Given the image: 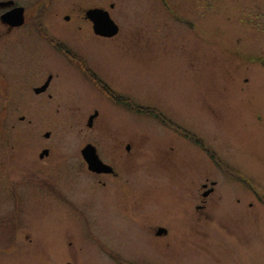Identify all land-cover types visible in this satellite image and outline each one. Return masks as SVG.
<instances>
[{"label":"flooded vegetation","instance_id":"af4514ba","mask_svg":"<svg viewBox=\"0 0 264 264\" xmlns=\"http://www.w3.org/2000/svg\"><path fill=\"white\" fill-rule=\"evenodd\" d=\"M214 1L0 0V109L25 112L18 122L0 126V189L6 194L0 203L1 259L8 264L86 263V238L76 231L83 209L100 197L109 199L113 183L123 188L125 172L119 167L146 155L133 140L142 132L122 121L129 109L130 56L135 51L144 59L155 53L145 34L177 26L202 42L204 33L218 27L214 7L221 3ZM95 10L117 24V35L94 34L89 17ZM196 65L187 60L188 69ZM52 128L57 134L44 137ZM12 132L25 137L11 139ZM87 144L112 167L111 174L86 169L81 151ZM158 156L163 165H174L178 147L172 141L160 145ZM199 181L191 200L202 218L219 196L215 182ZM44 210H57L68 222L58 233L51 229L57 236L51 243L26 228L28 216Z\"/></svg>","mask_w":264,"mask_h":264},{"label":"rangeland","instance_id":"374dc122","mask_svg":"<svg viewBox=\"0 0 264 264\" xmlns=\"http://www.w3.org/2000/svg\"><path fill=\"white\" fill-rule=\"evenodd\" d=\"M220 15L216 31L204 33L202 42L178 27L145 34L147 45L156 53L142 59L133 51L129 61L133 76L126 83L133 94L130 100L156 108L179 128L202 137L229 166L224 174L214 169L221 198L203 218L194 215L189 196L199 182L194 165L200 167L201 162L192 165L187 159L183 163L179 155L176 164L160 166L156 148L172 141L183 151L199 150L153 117L130 116L129 127L143 131L133 138L134 143L142 144L146 155L122 165L128 189L113 183L116 197L100 200L104 207L93 205L94 210H89L94 248L87 244V264H114L99 245L117 252L127 264H264V206L260 203L264 202V66L260 65L264 0H250L246 7L242 0H226ZM189 59L199 64L196 71L187 68ZM207 109H214L221 123ZM23 113L0 109V126L18 122ZM56 134L57 128H52L51 136ZM9 137L25 136L12 132ZM5 197L0 189V203ZM119 210L129 214L126 217ZM64 223L68 222L57 210L34 211L26 228L39 231L42 240L51 243L54 236L57 239L51 229L58 233ZM155 226H162L167 235L152 236ZM7 262L0 258V264Z\"/></svg>","mask_w":264,"mask_h":264},{"label":"water","instance_id":"95a60500","mask_svg":"<svg viewBox=\"0 0 264 264\" xmlns=\"http://www.w3.org/2000/svg\"><path fill=\"white\" fill-rule=\"evenodd\" d=\"M108 21V18H103L100 20V22L97 24L98 32L99 34L103 35H113L115 34V29L113 28L112 23ZM85 159L88 164L89 170L101 172V171H107L106 166H104L98 158L94 155V153H91L90 151L86 153ZM159 231L158 233H160Z\"/></svg>","mask_w":264,"mask_h":264}]
</instances>
